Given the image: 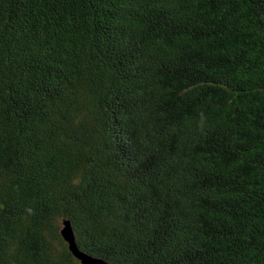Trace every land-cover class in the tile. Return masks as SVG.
Returning <instances> with one entry per match:
<instances>
[{"label": "trees", "instance_id": "obj_1", "mask_svg": "<svg viewBox=\"0 0 264 264\" xmlns=\"http://www.w3.org/2000/svg\"><path fill=\"white\" fill-rule=\"evenodd\" d=\"M264 264V0H0V264Z\"/></svg>", "mask_w": 264, "mask_h": 264}, {"label": "water", "instance_id": "obj_2", "mask_svg": "<svg viewBox=\"0 0 264 264\" xmlns=\"http://www.w3.org/2000/svg\"><path fill=\"white\" fill-rule=\"evenodd\" d=\"M61 235L66 241L72 254L81 261L82 264H104L102 260L81 250L76 242L75 233L70 220H64L61 228Z\"/></svg>", "mask_w": 264, "mask_h": 264}]
</instances>
